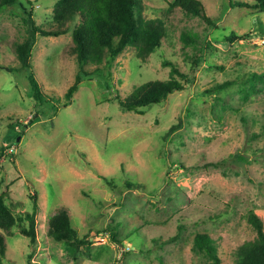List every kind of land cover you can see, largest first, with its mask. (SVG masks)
<instances>
[{"label":"rangeland","instance_id":"1","mask_svg":"<svg viewBox=\"0 0 264 264\" xmlns=\"http://www.w3.org/2000/svg\"><path fill=\"white\" fill-rule=\"evenodd\" d=\"M56 1L0 10V194L24 217L0 227L1 264H215L198 233L221 264H235L256 236L248 213L264 222V11L234 5L252 0H199L209 23L174 0H141V19L164 25L160 48L141 57L128 45L99 64L71 52L76 17L64 34H37L36 89L15 44L29 34V10L40 28L54 26ZM166 60L191 81L175 74L184 88L143 113L120 108L117 93L171 76ZM34 204L31 242L20 225ZM61 206L85 243L49 234Z\"/></svg>","mask_w":264,"mask_h":264},{"label":"trees","instance_id":"2","mask_svg":"<svg viewBox=\"0 0 264 264\" xmlns=\"http://www.w3.org/2000/svg\"><path fill=\"white\" fill-rule=\"evenodd\" d=\"M252 1L253 3L235 2L234 5H250L264 11V0ZM16 3L18 0H0V10L10 8ZM172 5H177L192 15L214 23L213 19L205 14L203 4L199 0H174ZM141 8V0H57L52 14L54 26L49 29L40 28L32 17V11L29 10L28 17L24 18L29 25V34L22 42L15 44L19 67L31 69L30 56L38 33L55 36L64 34L69 30V23L76 17L79 22L72 31L71 52L76 55L79 62L90 61L99 64L106 56L113 59L128 45L134 46L139 56L146 57L160 48L165 28L159 19L142 20ZM232 35L234 36V33ZM232 35L228 37L229 40L232 39ZM184 37L191 38L187 34H184ZM193 60L196 62L195 59ZM164 64L171 67L169 78L147 80L123 96L117 93L115 98L119 107L143 113L147 108L164 102L175 90L184 88V82L177 79L175 74L191 81L190 76L181 71L174 62L166 60ZM86 75L89 73L83 70L76 75L74 82L65 93L67 100L71 99L79 82ZM30 78L34 87L38 89V82L32 72ZM36 210L37 205L34 204L32 212L25 213L28 225H20L22 232L30 237L31 242L36 241ZM23 218L21 215L12 214L10 206L5 202V195L0 194V227L10 229ZM247 220L255 229L256 236L238 246L235 264H264V222L253 210L248 213ZM48 232L53 238L63 242L77 241L82 244L86 241V238L78 236L65 206H61L50 216ZM176 237L177 235H174L168 240ZM195 245L204 250L215 264H221L216 247L208 235L198 233L195 237ZM4 253V238L0 233V257Z\"/></svg>","mask_w":264,"mask_h":264},{"label":"water","instance_id":"3","mask_svg":"<svg viewBox=\"0 0 264 264\" xmlns=\"http://www.w3.org/2000/svg\"><path fill=\"white\" fill-rule=\"evenodd\" d=\"M34 116H36V115H34ZM32 120H33V118H31L28 123L32 122Z\"/></svg>","mask_w":264,"mask_h":264}]
</instances>
